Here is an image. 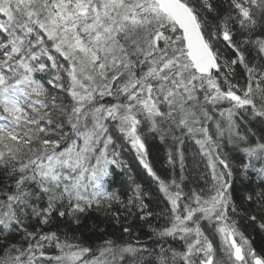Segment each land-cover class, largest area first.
Here are the masks:
<instances>
[{"label": "snow or ice", "instance_id": "obj_1", "mask_svg": "<svg viewBox=\"0 0 264 264\" xmlns=\"http://www.w3.org/2000/svg\"><path fill=\"white\" fill-rule=\"evenodd\" d=\"M0 264H264V0H0Z\"/></svg>", "mask_w": 264, "mask_h": 264}]
</instances>
